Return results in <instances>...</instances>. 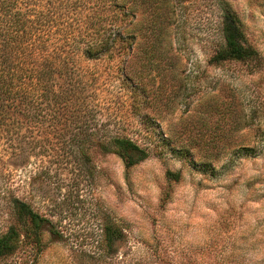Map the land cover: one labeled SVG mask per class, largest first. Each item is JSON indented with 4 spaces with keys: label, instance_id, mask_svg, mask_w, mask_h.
Wrapping results in <instances>:
<instances>
[{
    "label": "rangeland",
    "instance_id": "rangeland-1",
    "mask_svg": "<svg viewBox=\"0 0 264 264\" xmlns=\"http://www.w3.org/2000/svg\"><path fill=\"white\" fill-rule=\"evenodd\" d=\"M126 4L132 47L81 63L90 89L77 119L49 128L26 167L6 169L12 193H0V226L9 195L54 236L24 240L0 264H255L264 256V0ZM226 13L252 60H213ZM52 131L79 133L80 143L60 144ZM114 134L146 159L127 168L100 152L97 139ZM243 148L249 155L236 156ZM105 225L120 232L112 252Z\"/></svg>",
    "mask_w": 264,
    "mask_h": 264
},
{
    "label": "trees",
    "instance_id": "trees-1",
    "mask_svg": "<svg viewBox=\"0 0 264 264\" xmlns=\"http://www.w3.org/2000/svg\"><path fill=\"white\" fill-rule=\"evenodd\" d=\"M126 1L132 0H0V193H12L6 169L26 167L34 145L43 150L49 128L54 130L64 117L71 123L77 119L78 99L90 89L80 64L99 60L113 49L132 47L134 37L127 35L126 28L132 24L133 11ZM222 32L223 47L214 55L215 62H244L256 56L245 45L234 15L226 13ZM120 64L123 59L117 78L125 80ZM51 134L60 144L80 143L74 131ZM96 147L115 155L127 168L147 157L143 148L118 134L97 139ZM249 152L243 148L235 153L247 156ZM78 154L87 160L80 149ZM198 169L213 172L206 165ZM166 175L176 178V174ZM4 199L0 260L24 240L39 246L44 231L54 236L48 221L24 201L9 195ZM119 237L116 226L103 227V241L110 252ZM255 264H264V256Z\"/></svg>",
    "mask_w": 264,
    "mask_h": 264
}]
</instances>
